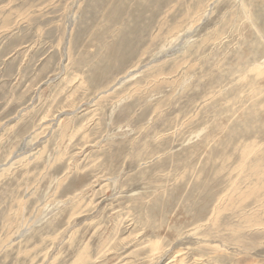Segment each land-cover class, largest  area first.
<instances>
[{"label":"rangeland","instance_id":"rangeland-1","mask_svg":"<svg viewBox=\"0 0 264 264\" xmlns=\"http://www.w3.org/2000/svg\"><path fill=\"white\" fill-rule=\"evenodd\" d=\"M0 264H264V0H0Z\"/></svg>","mask_w":264,"mask_h":264}]
</instances>
